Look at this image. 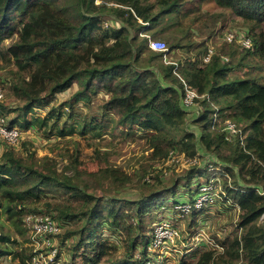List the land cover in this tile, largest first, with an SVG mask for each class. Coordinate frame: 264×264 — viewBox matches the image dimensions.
Segmentation results:
<instances>
[{"label":"trees","instance_id":"obj_1","mask_svg":"<svg viewBox=\"0 0 264 264\" xmlns=\"http://www.w3.org/2000/svg\"><path fill=\"white\" fill-rule=\"evenodd\" d=\"M193 1L0 0V58L5 67L13 66L7 84L22 101L13 107L0 100L4 117L9 112L17 113L12 124L24 131L35 128L50 134L54 120L56 125L67 113L62 108L68 106L72 109L68 116L77 118L76 125L58 127L60 136L77 132L99 137L111 126L128 135L142 134L153 163L170 159L174 153L189 160L208 155L206 164L217 166L221 162L224 170L213 173L208 165L200 163L185 167L189 174L184 188L190 193L185 200L179 197L177 184L128 200L98 195L88 190V182L83 186L78 182L86 174L100 178L95 186H104L109 180L118 184L115 188L123 187L128 183L115 167L106 165L81 174L77 171L78 159L69 169H60L58 159L38 157L31 151L30 141L22 143L21 151L4 142L0 214H5L21 233L26 232L28 214L51 216L61 228L54 240L73 239L72 264H164L150 262L148 247L159 222L148 228L145 214L185 201L195 202L200 187L212 176L220 178L223 193L195 208L190 216L196 218L218 202L231 205L237 211L236 232L218 238L216 246L195 251L192 263L181 264H264V224L260 223L264 193L257 186L243 187L239 182L240 175L264 188V81L251 72L234 74L232 63L222 59L223 54H235L230 46L226 50L222 45L209 62L188 61L175 69L174 64L165 63L162 52L149 45L150 39L161 38L174 51L194 44V27L211 34L225 13L203 15L199 11L191 16L193 8L189 6ZM216 1L247 25L252 40V45L245 48L247 52L264 58V31L259 30L264 23V0ZM107 16L111 17L108 25ZM171 28L174 30L169 32ZM246 64L251 67V63ZM74 83L78 89L60 104V111L55 109V114L50 111L47 116L36 114V108L45 107ZM0 84L6 90L5 83ZM185 86L200 95L193 105L200 108L194 120L200 133L185 127L189 115L182 104ZM98 95L103 102L95 113L77 111L78 103L89 104ZM227 119L246 134L243 143L239 134L235 143L226 139ZM234 177L233 184L227 183ZM49 194L60 199L55 203L44 201ZM36 203H43L41 209L32 206ZM2 226L0 256L14 252L8 246L13 242L12 235ZM103 230L120 240L122 253L117 260L119 245L103 237ZM62 244L57 245L59 253ZM14 255L25 264L31 262L34 252L23 248Z\"/></svg>","mask_w":264,"mask_h":264},{"label":"rangeland","instance_id":"obj_2","mask_svg":"<svg viewBox=\"0 0 264 264\" xmlns=\"http://www.w3.org/2000/svg\"><path fill=\"white\" fill-rule=\"evenodd\" d=\"M102 1L103 0H97L98 3ZM192 3L193 4L189 6L193 8L190 13L191 16L197 15L199 11L203 15L220 11L225 13V16L216 22L211 34L207 33L205 30L200 31L194 27L191 31L194 44L189 48L180 47L171 51L170 57L172 61L178 63L179 67H182L188 61L196 60L201 63V57L205 53L209 44H213L216 51H220L222 45L227 48H225L226 50H228L230 46V48H233L235 54H223L222 59L232 63L234 66V74L237 76H243L251 72V74L261 76V79L264 81V58L258 54L248 53L245 49V44H242L245 41V38L248 37L247 25L244 24L243 19L234 12L224 9L216 0H194ZM110 19L111 17H106V25H108ZM173 30L174 28H171L168 31L170 32ZM259 30L264 31V23ZM227 32H232L236 35V39L231 43L225 41ZM248 62L251 63V67L246 64ZM3 63L5 62L0 58V65H2L0 67V81L5 83L6 87L3 101H7L9 105L17 107L18 105H21L22 101L19 97L11 93L9 90L10 83L7 84V82H9L8 79L11 77L10 69H12L13 66H8V68L5 67L6 65ZM77 89L78 85L74 83L70 89L60 93L57 98L45 107L36 108V114L39 116H47L50 111L55 114V109L60 111L58 110L60 104L70 98ZM102 102L103 99L98 95L94 97L89 104L83 102L78 103L76 105V107H78L77 111H83L88 114L95 113L97 111L96 108H98ZM196 106L188 108L189 115L185 127L189 131L200 133L199 126L194 124V120L196 119L197 114H199L198 111L200 109ZM62 110L67 111V113L62 115L56 125L54 120V123L49 130L50 134H44L42 131L35 128H31L33 131H31V129L28 131L22 130V137L19 144L14 145L15 148L18 151H21L23 148L22 143L30 141L32 143L30 146L31 151H33L38 157L50 155L58 159L60 161V169H69L70 163L75 161V159H78L76 162L78 164L77 171L81 174L84 173V171H98L99 169L106 167V165L115 167L121 173H124L122 174V177L128 184L120 188H115L118 184L110 183L109 180L104 186L102 185L99 187L97 186L98 184L95 186L96 183H100V178L93 179L86 174H83L78 180L79 184L83 186L84 181H86V183L88 182V190L98 195L102 194L105 197L116 196L122 199L136 200L143 196V194L153 191V189L177 184L179 188V197L184 198V200L188 198L190 193L186 192L184 187H186L185 184L189 172L187 169H183L194 164L193 160L195 157L192 160H189L182 154L179 155L174 153L170 159L153 163L149 157L150 149L148 143L142 134L128 135L125 132H121L120 129H113L111 126L104 128L99 137H94L90 133L81 135L77 132L60 136V134L56 132L58 127H64L66 126L65 124L68 123H74V125H76L77 120L76 117L70 118L68 116V112L72 110L68 106L63 107ZM7 114L6 118L9 121H13L17 113L9 112ZM4 145L3 141L0 142V156L3 152ZM199 148L201 149L200 146ZM200 153L201 151L199 150V154ZM197 157H199L198 161L201 166L206 165V161L210 160L208 155H200ZM153 164H155V166H153ZM217 165H221V162ZM254 168L257 169L256 166H254ZM257 176L261 177L262 174L259 173ZM235 178L236 177L233 179L231 178L230 180L228 179L227 183L233 184ZM239 179V182L243 187L257 186L262 192H264L263 187L254 183H248L244 178H240V175ZM217 182L222 186L220 178ZM222 189L224 190V188ZM219 193L221 194L223 192ZM221 196L223 197L224 194ZM222 197L219 199H222ZM59 199L60 198H55V195L49 194V196L43 200L55 203V201H58ZM181 203L174 207L168 206L165 210L160 209L156 212L152 210L145 214L144 218L148 228L152 227L154 223L156 224L159 222L158 224H160L161 222L168 221L173 224L177 223L176 225L181 228L182 234L181 237L175 241L174 245H169L168 248L151 250V247L149 246L148 253L151 259L150 262L155 261L164 264H181L182 262L192 263L195 260V257H193V253H196L195 251L205 249L211 244L215 245L218 238L222 239L236 232L237 211L231 205L224 206L222 203L218 202L210 207L211 209L204 211L201 215H198V217L195 218L191 217L190 213H182V211L179 210L181 209L179 207ZM42 205L43 203L32 206L41 209L40 206ZM260 223L264 224V218L261 217ZM0 225H3L2 228H4V231H8L12 235L13 242H10L8 246L9 249L14 251L11 254L0 256L1 264H22L21 259L14 254L16 251H22L23 248H31V250L33 249V252L35 250L34 255L37 254L35 257L33 255L34 258L32 257L31 262L28 261L25 264H72V254L74 252L73 239L63 242L60 241V237H55L56 240H53V243L57 246L59 243L61 245L62 242L63 246H61L60 253L57 252L55 258L56 261L54 262L52 261L55 256L53 250L51 251L46 243L43 242V244L41 243L37 245L30 240L29 236L32 233L31 227L27 225V227H25V232L23 226L22 229L24 231L21 233L10 223L5 214H0ZM104 227L105 225H103V228ZM65 229L66 227H64L62 232H64ZM101 234L103 237L107 238L108 241L115 242L119 245L117 256L115 258V260H117L122 253L120 240H118L116 236H110L106 230H103ZM154 251H157L158 254ZM138 255L139 254H137V256Z\"/></svg>","mask_w":264,"mask_h":264},{"label":"built area","instance_id":"obj_3","mask_svg":"<svg viewBox=\"0 0 264 264\" xmlns=\"http://www.w3.org/2000/svg\"><path fill=\"white\" fill-rule=\"evenodd\" d=\"M235 34L232 32H227L225 36V41L228 43L233 42L235 38ZM245 44V47H250L252 45L251 37L248 35L245 38V41L242 43ZM151 49L155 51H159L163 53V60L167 64H174L175 69L179 67L178 63H174L170 57L171 50L169 49L166 42L162 39H150L149 43ZM216 48L213 44H209L205 50V53L201 57L202 62H209L215 53ZM200 95L196 90L185 86L184 93L182 94V104L185 108H190L195 104V100ZM5 97V90L0 84V100H3ZM224 130L227 131L226 139L235 143L237 139V135L239 134L241 137V142L246 138V134H241L240 129L237 127V124L231 120L227 119L224 124ZM22 137V130L15 124H12V121H9L4 115L0 113V142H6L9 144H17L19 143ZM199 157H195L193 160L194 164L199 163ZM209 167V170L213 173L222 172V165L214 166L212 163L206 164ZM212 173V174H213ZM218 178L214 176L208 182L202 184L199 189V195L195 198V202L185 201L182 202L179 206L183 212L192 213L195 208H201L206 201H213L217 196H219V192L222 191L221 186L218 184ZM264 193V192H263ZM264 218V214L262 215ZM25 223L31 227L32 233L30 234V240L35 242L37 245L46 243L51 251L53 250L54 258L52 261H56V254L58 252V247L53 243L54 236L61 232V228L59 224L49 215H39V214H28L25 216ZM181 230L176 224L170 222H161L155 226L152 238V249H161L168 248L169 245H174L175 241L181 237ZM34 245V246H37ZM35 253V250H34ZM37 254L34 255V257ZM33 257V258H34Z\"/></svg>","mask_w":264,"mask_h":264}]
</instances>
